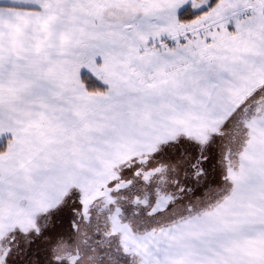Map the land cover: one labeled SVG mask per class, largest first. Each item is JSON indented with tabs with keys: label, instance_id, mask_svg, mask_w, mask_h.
<instances>
[{
	"label": "snow or ice",
	"instance_id": "1",
	"mask_svg": "<svg viewBox=\"0 0 264 264\" xmlns=\"http://www.w3.org/2000/svg\"><path fill=\"white\" fill-rule=\"evenodd\" d=\"M0 264H264V0H0Z\"/></svg>",
	"mask_w": 264,
	"mask_h": 264
}]
</instances>
